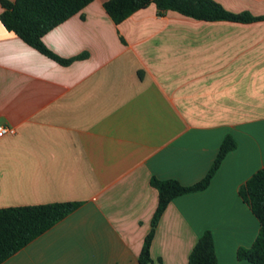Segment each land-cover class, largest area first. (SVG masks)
Segmentation results:
<instances>
[{"label": "crops", "instance_id": "0c3cea01", "mask_svg": "<svg viewBox=\"0 0 264 264\" xmlns=\"http://www.w3.org/2000/svg\"><path fill=\"white\" fill-rule=\"evenodd\" d=\"M106 1L42 37L67 66L0 23V126L14 130L0 138V209L80 204L1 264H138L150 180L198 182L226 136L236 148L209 186L161 215L149 264H187L206 231L217 264H252L236 258L259 229L238 190L264 169V19L197 21L151 4L115 24ZM212 1L264 17V0Z\"/></svg>", "mask_w": 264, "mask_h": 264}, {"label": "trees", "instance_id": "16d2710c", "mask_svg": "<svg viewBox=\"0 0 264 264\" xmlns=\"http://www.w3.org/2000/svg\"><path fill=\"white\" fill-rule=\"evenodd\" d=\"M94 0H0V23L23 43L62 66L74 59H61L42 43V37L69 18L79 14ZM153 4L160 13L173 11L197 21L253 22L248 13L232 14L212 0H108L103 4L107 16L118 24L133 13ZM81 58L77 57L76 59ZM236 148L232 137L226 136L204 177L198 182L183 186L179 182L152 178L150 185L157 192V206L150 222L138 258V264L151 262L149 249L157 223L171 201L179 196L205 190L224 157ZM240 199L250 209L259 224L257 236L248 249L239 248L238 261L264 264V169L255 172L239 187ZM79 203H52L36 206H20L0 209V264L39 237L67 215L75 211ZM187 264H217L213 237L204 232L193 246Z\"/></svg>", "mask_w": 264, "mask_h": 264}, {"label": "built area", "instance_id": "2783aa9c", "mask_svg": "<svg viewBox=\"0 0 264 264\" xmlns=\"http://www.w3.org/2000/svg\"><path fill=\"white\" fill-rule=\"evenodd\" d=\"M7 134H10V135L14 134V130L12 128L0 126V138Z\"/></svg>", "mask_w": 264, "mask_h": 264}]
</instances>
